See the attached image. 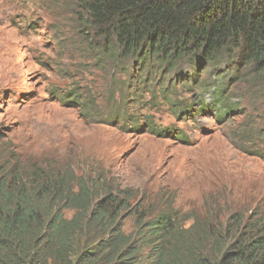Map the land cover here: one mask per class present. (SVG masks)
Returning a JSON list of instances; mask_svg holds the SVG:
<instances>
[{"label": "rangeland", "instance_id": "374dc122", "mask_svg": "<svg viewBox=\"0 0 264 264\" xmlns=\"http://www.w3.org/2000/svg\"><path fill=\"white\" fill-rule=\"evenodd\" d=\"M73 11L69 0H0V168L26 180L60 176L74 187L103 180L115 191L132 188L152 207L159 205L151 197L167 194L190 218L187 227L213 221L223 234L232 218L264 219V78L234 71L233 62L202 68L189 82L195 93L177 84L173 99L212 113L182 118L164 94L155 100L132 88L137 70H116L82 46ZM219 86L232 107L225 117L214 111Z\"/></svg>", "mask_w": 264, "mask_h": 264}, {"label": "trees", "instance_id": "16d2710c", "mask_svg": "<svg viewBox=\"0 0 264 264\" xmlns=\"http://www.w3.org/2000/svg\"><path fill=\"white\" fill-rule=\"evenodd\" d=\"M69 1L80 44L94 46L98 60L116 70H137L140 82L132 88L155 100L164 94L182 118L207 113L209 105H177V84L195 93L189 82L209 68L233 62L234 71L264 78V0ZM180 65L194 75L178 74ZM172 75L177 82L158 92L155 87ZM226 88L213 91L220 117L232 111L224 104ZM147 129L161 134L154 123ZM175 136L187 139L178 130ZM151 198L159 207L103 180L81 179L74 187L60 176L26 180L0 168V264H264L261 217L246 224L232 218L223 234L213 221L187 227L190 218L169 195Z\"/></svg>", "mask_w": 264, "mask_h": 264}]
</instances>
